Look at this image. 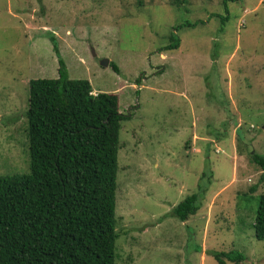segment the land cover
<instances>
[{
    "label": "rangeland",
    "instance_id": "rangeland-1",
    "mask_svg": "<svg viewBox=\"0 0 264 264\" xmlns=\"http://www.w3.org/2000/svg\"><path fill=\"white\" fill-rule=\"evenodd\" d=\"M173 1L0 0V175L30 172L29 83L58 76L56 37L70 77L117 94L130 116L117 264H218L211 252L231 250L264 264L253 227L264 171L250 161L264 155V0L229 3L228 13L224 0ZM197 22L179 31L178 50H163L174 27ZM200 191L196 215L173 216Z\"/></svg>",
    "mask_w": 264,
    "mask_h": 264
},
{
    "label": "trees",
    "instance_id": "trees-1",
    "mask_svg": "<svg viewBox=\"0 0 264 264\" xmlns=\"http://www.w3.org/2000/svg\"><path fill=\"white\" fill-rule=\"evenodd\" d=\"M239 1L223 4L227 9ZM186 2L175 0L172 6ZM198 23L174 27L163 50H178L179 31ZM51 42L59 56L58 76L29 83L30 172L0 175V264H117L120 133L129 116L121 112L117 94L94 95L89 80L72 79L56 37ZM110 66L120 72L115 63ZM197 127L193 123L192 130ZM250 161L264 171V155L250 153ZM203 198L201 191L186 197L173 216L188 221ZM253 227L255 237L264 240V194ZM211 254L218 264L246 260L236 250Z\"/></svg>",
    "mask_w": 264,
    "mask_h": 264
},
{
    "label": "water",
    "instance_id": "water-1",
    "mask_svg": "<svg viewBox=\"0 0 264 264\" xmlns=\"http://www.w3.org/2000/svg\"><path fill=\"white\" fill-rule=\"evenodd\" d=\"M102 64L105 65V66H108L109 65V61L105 60Z\"/></svg>",
    "mask_w": 264,
    "mask_h": 264
},
{
    "label": "clouds",
    "instance_id": "clouds-1",
    "mask_svg": "<svg viewBox=\"0 0 264 264\" xmlns=\"http://www.w3.org/2000/svg\"><path fill=\"white\" fill-rule=\"evenodd\" d=\"M110 62V61H109ZM110 65V64H109ZM108 67V66H107ZM94 95H95V93H93ZM123 114H125V113H123ZM126 115V114H125ZM128 116V115H127ZM129 118H130V116H129ZM195 139H197V137L195 136ZM195 143V142H194ZM217 152H219V150H217Z\"/></svg>",
    "mask_w": 264,
    "mask_h": 264
}]
</instances>
